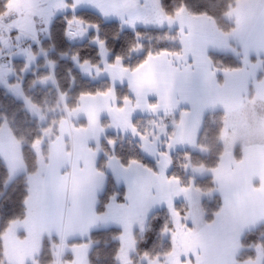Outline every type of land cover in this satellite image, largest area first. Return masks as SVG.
Listing matches in <instances>:
<instances>
[{
	"label": "crops",
	"instance_id": "0c3cea01",
	"mask_svg": "<svg viewBox=\"0 0 264 264\" xmlns=\"http://www.w3.org/2000/svg\"><path fill=\"white\" fill-rule=\"evenodd\" d=\"M70 3L73 11L93 12L106 23L135 24L142 20L136 0H70ZM236 10L240 11L241 15L244 13L245 17H249L246 27L241 26L245 32H241L240 36L219 35L214 31L215 26L209 19L192 18L199 22L196 23V27H200L199 32L192 27L195 24L190 18V24L186 20L187 26L179 29L184 34L180 35V45L183 39L184 46L189 49L187 55L181 53V57H156L149 62L146 69L141 70V74H133L131 70L122 72L121 69L124 67L120 63L106 65L107 56L105 60L102 58V70L89 66L79 67L82 74L91 80H108L112 90L109 91L108 96L96 95L81 98L74 112L61 121L59 134L55 137L49 135L46 138L47 152L45 155L42 154L44 162H39L36 172V175L39 173L40 176L38 183L35 184L36 200L31 201L32 205L30 201L27 203L26 221H30L27 224V243L24 246H18L16 251L14 250L16 247L13 246L17 244L16 242L12 245L13 247L11 246V250H9L11 247L5 248L6 264H30L40 254L44 238H56L64 242L65 248L62 252H67L71 258L64 264H87L90 247L85 244L72 246L68 244L85 240L96 229L98 201L107 187L106 174L98 170L101 156L100 145L104 133L111 130L113 134L135 136L122 122L117 123L116 116H113L114 111H109V108L116 107L117 104L114 87L126 86L128 89L132 100L125 106V111L131 110L128 116L130 123L135 117H153L159 120L161 117L174 116L176 117L175 125L183 119L185 139L182 143L188 141L190 144V147L186 148L197 145V135L207 113L221 111L230 117L229 115L234 114L237 116L247 108V105L259 104L264 107V76L258 79L264 60V0H239L226 14L228 21ZM234 41L240 46L239 55H241L243 67L227 73L217 71L211 75V67L208 63L210 53L233 54ZM211 66L214 67L213 62ZM136 75H141L142 79L150 78L151 82L137 84ZM166 101L172 105L170 110L165 109ZM137 103L140 107H134ZM157 103L159 106L155 110L148 107L149 104ZM182 113L185 114L183 117ZM106 117L114 121L112 122L114 129L111 126L107 129L103 128L102 121ZM90 120L95 122L90 123ZM81 121L85 123L83 131L81 127L72 125ZM229 121L234 119L230 117ZM225 127L226 133L222 137L223 158L216 168L224 184V190L223 193L218 190V185L213 179L216 191L222 204L224 194L232 203V209L225 215L258 217L259 210L264 204V195L261 191L264 190V144L239 145L232 129L229 130L228 125ZM67 142L72 143L71 148L68 147ZM172 142L175 140L173 139ZM233 142L236 143L231 145ZM148 145L154 150L156 157L142 154L144 158L166 159L165 156L160 155L165 153V150L159 152L150 143ZM235 146L241 150L240 161H236L232 154ZM207 153L204 150V155ZM117 171L118 169L110 168V173L106 172L112 179L116 178L115 181L113 180L116 186H124L126 191L125 172L123 170V177L120 180ZM144 171L147 173L146 178H149L147 185L150 188L143 193L144 200L148 199V194L149 201L155 200L156 197L166 199V185L161 182L159 175ZM202 174L194 175L192 180L200 179L198 177L204 178L205 175ZM209 174L213 178L212 171ZM127 198L129 200V197ZM127 198H125L126 201ZM208 198L209 194H199L198 204ZM138 200L136 196L135 201L133 203L129 201L127 207L132 208L133 213L142 214V208H139L142 203ZM189 204L197 205L192 201ZM166 205L158 203L145 210L144 214L149 216ZM261 223H264V220H260L255 226ZM230 224L232 228V223Z\"/></svg>",
	"mask_w": 264,
	"mask_h": 264
},
{
	"label": "rangeland",
	"instance_id": "374dc122",
	"mask_svg": "<svg viewBox=\"0 0 264 264\" xmlns=\"http://www.w3.org/2000/svg\"><path fill=\"white\" fill-rule=\"evenodd\" d=\"M0 2H4V7L6 9V13L2 17H0V86L3 89H5L7 93H9L12 97H14L16 100L22 103L27 114H29L33 120H36L40 125L45 126L46 123L48 122V119H46V115L48 114V112L43 111L42 108L33 105L32 101L27 96L28 91L34 90L35 86H41L42 88H45L47 86L52 85L56 87V83L54 81V76H53V69H52L53 67L51 63L48 61V56H47L48 51L43 49V46L40 45L41 39L49 36V28L55 19L61 18L67 14L75 15L77 13L80 14L81 12H89V11H80V10H78L77 12L73 11V9L71 8L72 6H70L71 5L70 0H0ZM136 5H138V9L142 16V20L139 23H135V24L126 23V22L124 23L108 22V23H119L122 30H134L137 28L167 29L170 32L175 33V37H177V39H175L174 41L180 47V52H181V45H180L181 32L179 29L180 27L182 28V26L184 27L187 26L188 22L186 20H188L190 24V18H191V22L195 24V25L191 24L192 27L196 30L198 29L199 32H200V27L199 28L196 27V23L199 22L193 20L192 18H196V17L207 18L214 24L215 26L214 31L217 32L219 35L228 36L231 34L232 36L235 37L237 35L240 36L241 32H245V29L241 28V26L246 27V22L249 19L248 16L245 17L244 13L241 15V12L237 10L233 13V15H231L230 21L226 19L227 17L225 15L224 16L225 20L229 24H231L233 28L229 31V33L224 34L221 32L220 29H218L217 25L212 19L205 16H191L186 10H184L179 16H176V14L171 16L172 17L171 21L165 19V16L167 15L164 14L163 11L161 10V6L158 0H136ZM8 19L15 20L13 23V27L18 33H12L11 35H9L10 31L9 29H7V31H4L3 34L4 36L2 37L1 33L3 32V29H6L3 27V25ZM70 33H75V35H69ZM86 33L87 32L81 30L79 20L74 19L67 23V29L65 35L70 41L72 42L80 41L81 43V41L87 38ZM137 40L139 42L138 45L142 46L144 44V39L141 36H138ZM100 42L101 41H99L97 38H94L90 41V44L94 45L98 49L100 56V65L98 67H93L91 65L88 66L91 68H99L100 70H102V58L105 60L107 56L106 65H110V64L108 63L109 53L105 49L104 44H101ZM236 43H237L236 41L232 43L233 46L232 55L237 56L236 58H241V55H239L241 53V49L239 48L240 46H238ZM237 48H239L240 53L236 50ZM142 53H143L142 47L140 48L136 47V49L133 52L134 56L136 57L140 56ZM39 58H42L44 62L41 64L38 63ZM73 60L76 62V59ZM119 63L122 65L123 61H120ZM114 64H116V61ZM76 67L78 68V65ZM41 69L42 70L46 69L48 71V75H46L42 71L40 73V76L37 78L38 82L32 81V79H28V83L26 84L24 83L25 77L27 75L35 74ZM44 77H47V79H44L43 82H41V78ZM111 90L112 88L109 91ZM113 91L115 92V88L113 89ZM116 103L118 102L116 101ZM57 105L59 107L56 106L54 109H50L49 112V114L51 113L56 120L52 119L48 122L49 124L48 128L42 131V139L40 140L41 142L38 145L34 146V150L37 153L38 164L39 162L41 163L44 162L43 160L44 158L42 157V154L45 147L44 144L46 143V138L49 135L50 136L58 135L60 131L61 121L64 120L63 119L64 115L68 116L71 114V113H67L66 98L60 93L57 94ZM116 107H118L117 104ZM62 111H64L65 113L63 116L59 117L58 115L61 114ZM225 115H226L225 126L228 125L229 130L232 129L233 131L232 133L236 136L237 138L236 140L239 145H245L250 143L264 144V107H262L259 104H255L251 106L247 105V108L242 112H240L237 116H235V114L229 115L231 118L234 119V121H229L230 117H228L227 114ZM113 116H116L115 112H113ZM41 117H43V119H41ZM168 117L169 116L161 117V118L165 119ZM161 118L159 120L153 119L151 124H149L148 126L146 125L145 130L147 131L145 134H141L137 130V132H139L141 135H144L146 137L144 141L140 139L139 135L128 137L126 135L116 134L123 138H129L132 142L136 143L138 145L140 154L141 155L143 154L144 156L147 155L148 157H152V158L156 157L154 150L151 149L148 143H150L151 146L157 149L159 152L165 150L164 152L167 153V157L165 160L162 159L149 160L155 165L153 169L147 168L146 166L141 164L139 159H137L139 160L138 161L139 164L134 165V167H131L132 165L122 167L123 164H121L118 159H116L111 155H108L104 151L101 152V154H103L102 157L103 162H105L103 171H108L110 173V168L112 170L118 169L117 174L120 179L123 177V170H124L126 177L125 185L127 189L125 191L124 186L123 187L116 186L114 183L115 181L114 179L116 178L114 177V179H112V177L110 176L112 181L111 186L113 187V189H115L116 193H113L106 199L102 210L98 214V220L95 227L96 229L99 230L109 229L112 227L120 228L121 230H123L125 238H121V242L123 243L125 252L118 259L120 264H130L129 256L132 254V250L134 247L132 234L134 231H143V229L146 227L148 223V218L150 217L151 214H153L156 211L165 209L167 210L168 215L170 217L168 207L164 202L165 198L156 197L155 200L149 201L150 196L148 194V199L145 198L144 200V197L142 196L143 193L150 190V188L147 185L149 178H146L147 173L144 170L151 169L152 170L151 173H156L158 176L159 172L163 169L164 175L168 177L167 175L168 173L171 172L174 164L173 160L171 159V154L179 151H190V152L198 153L200 155H204V150L208 152L206 149L200 147V145L198 144V139H197V145L194 146L193 148H186V147H190L188 141H186V143L176 141V137L173 136L175 132L178 133V130L175 125L176 122L175 118L165 122H162ZM203 121L199 133L202 129V126L204 125ZM112 122L114 123V121H111L110 117L109 118L106 117L102 121L103 128L107 129L109 128V126L112 127L113 125ZM131 124H132V120H131ZM112 129L114 128L112 127ZM225 129L226 127H224L220 137V142L222 146L224 145L222 143V137L223 134L226 133V131L224 132ZM107 133L113 134L111 130H108L104 133V136ZM199 133L197 136H199ZM169 136H173V139L175 140V142H172L171 148L167 147L169 143ZM235 143L236 142H233L231 143V145ZM67 145L69 148H71L72 143L67 142ZM109 147L112 151H114L115 143L109 144ZM237 149H239L240 151L239 159L235 155V151ZM200 150H202V152ZM232 154L236 161H240L241 150L239 147L235 146L232 151ZM143 155L142 157L144 158ZM222 155L220 161L218 162V165L213 169H216L219 166L223 158ZM0 159L6 165L10 178L25 173V166L23 164L21 157V147L19 143L14 140L11 131L9 130L6 124H3L0 127ZM139 168H142L143 170H140ZM202 168L206 171H204ZM210 170L211 169L202 166L200 167L193 166L190 163H188L184 167L185 173L191 179H194L193 178L194 175H198V174L201 175L202 173H203L202 175H205L203 176L204 178L207 176L210 177L209 174ZM106 174L109 175L107 172ZM34 175H36V173L30 175L29 177L30 194L29 197L27 198V203L28 201H30L31 205H32L31 201L36 200V197H34L35 196L34 192L36 187L35 184H37L38 180L40 179L39 173L36 175V177ZM198 178L202 179V177H198ZM180 186H182L181 181H180ZM213 187L214 189L211 190V192L209 191L210 194L209 192L202 193L200 191H197L193 187H190L188 193L172 195V193L176 191V188L166 186L167 197L171 195L173 206L175 203H180V202L188 206V212H189L188 219L187 221H181V222L186 223L187 228L193 229L194 235H189L185 230L177 229L176 227H174L173 226L174 222L170 217L169 222L172 225V230L163 232V237L167 238L168 240L170 239L172 244L171 251H169V253H167L166 255L160 257L158 256L152 258L150 257V255L144 256L142 258V262H144V264H198L196 259L197 256L200 257L199 264H264V253L260 249L256 250L255 257L253 259H250L243 263L237 262V259L242 251L241 241L243 237L246 234L254 230H257L261 226H264V223H261L260 225L255 226L254 228L252 227V229H249V227H247L245 229L242 228L243 230L242 229L236 230L233 229V227L230 228L232 217L229 216L228 214L220 218L213 216L211 221L209 223L207 222L203 203L198 204L199 201L198 197L199 194L200 195L209 194L208 200L205 199L203 200V202H212L215 197H219L216 191L214 181H213ZM120 191L122 192L121 194ZM136 196H138L139 198L138 202L142 203L139 205L140 206L139 208H142L141 209L142 214L133 213L132 208L130 209L129 207L128 209L127 207L129 201L131 203L135 201ZM126 197H129V200L127 198L128 202L125 200ZM121 198L123 199V202L119 201V199ZM153 198H155V196H153ZM156 201H160V202H156ZM190 201H192L193 203H197V205L190 206L189 204ZM158 203H160L161 205H166V207L158 208L156 211L152 212L149 216L148 215L145 216L144 211L154 205H158ZM134 207L137 208L138 206H134ZM26 219L27 218H25V220L22 222H15L11 224L9 229L6 230L3 236V242L4 244H6L5 248L9 249L16 242L17 244L13 245L16 247L14 249L16 251L19 248L18 246H24L27 243V237H26V232L28 230L27 224L30 221H26ZM213 221H216V223H213ZM44 240L45 238L42 239V243ZM58 242L59 243L55 247L56 254L53 258L52 264L65 263V262L61 263L63 254L67 253V252L65 253L62 252V249L65 248L64 242L62 240H58ZM12 247L9 250H11ZM66 247H68V245ZM41 250H42V244L40 247V252ZM193 253H195V255ZM38 256L39 254L31 261L30 264H42V261H40V259L37 258ZM4 263H5V257H4Z\"/></svg>",
	"mask_w": 264,
	"mask_h": 264
},
{
	"label": "trees",
	"instance_id": "16d2710c",
	"mask_svg": "<svg viewBox=\"0 0 264 264\" xmlns=\"http://www.w3.org/2000/svg\"><path fill=\"white\" fill-rule=\"evenodd\" d=\"M161 10L167 16H173L176 11L184 7L191 16H205L212 19L222 33L227 34L233 28L224 16L236 5L239 0H158ZM6 13L4 2H0V17ZM77 19L80 22L81 30L87 32V38L83 41H70L66 35L67 23ZM3 33V32H2ZM1 33V36L3 37ZM18 33L12 31L9 33ZM138 36L144 39L142 45L143 53L136 57L133 52L138 45ZM97 38L103 41L105 49L109 53L108 63H115V57L120 56L123 61V67L131 70L144 60L149 51L153 54L161 50L168 52H180V47L174 41L177 39L174 32L167 29H142L122 30L119 23H104L99 16L91 12H81L80 14H67L53 21L49 28V36L41 39L43 49L48 51V61L52 65L54 81L56 87L35 86L34 90L28 91V98L33 105L47 111L46 119L48 122L55 119L50 112L57 105V94H61L66 98L67 113H73L78 106V102L82 93H91V96H96V93L108 92L112 86L111 83L102 79L99 81L91 80L85 77L79 67L91 65L98 67L100 65V56L97 47L90 44V41ZM239 52V48L236 49ZM240 53V52H239ZM213 65L217 69L237 70L243 67L241 58H236L232 54H217L210 53L209 55ZM76 59V62L73 60ZM43 59L39 58L38 63H43ZM75 62V63H74ZM78 65V68L76 67ZM48 75V71L39 70L35 74H29L25 77V84L28 79L37 81L41 72ZM264 76V60L263 69L260 72L258 79ZM115 93L117 98V106L123 104V98L127 96L132 100L126 86H116ZM25 89V88H24ZM64 111L58 116L64 115ZM67 115H64L66 118ZM176 117L169 116L161 118L162 122L172 120ZM155 120L153 117H136L132 119V124L141 133L145 134V126L151 124ZM56 120V119H55ZM174 120V121H175ZM225 113L210 112L205 115L202 129L198 136V144L206 149L208 154L200 155L190 151H179L171 154V159L174 164L168 177L177 176L180 178L181 185L185 187H193L199 189L200 192L206 193L213 190V180L211 177L192 180L184 171L185 165L190 163L196 167H205L213 169L218 165L223 153V146L220 142V137L225 127ZM40 125L36 120H33L27 114L21 102L12 97L5 89L0 86V127L6 124L11 131V134L16 142L21 147V157L25 166V173L16 177L10 178L8 169L4 162L0 159V264L4 263L5 245L3 236L11 224L22 222L27 215V200L29 197L30 183L29 177L38 170L37 153L34 146L38 145L42 139V131L48 128L49 124ZM75 127H85V123L79 122L73 124ZM52 134V133H51ZM55 137V136H53ZM102 140L100 150L108 155H111L119 160L123 166H128V161L134 159L140 160V163L147 168H154V163L144 159L139 152L138 145L132 142L129 138H123L116 134H105ZM39 140V143L34 141ZM109 141L115 143L114 151L109 147ZM43 153L47 152V143L44 144ZM240 151H235L236 157L239 159ZM103 154H101L98 162V170L105 173L103 162ZM139 159V160H137ZM107 187L104 194L99 198L97 213L99 214L103 208L106 199L116 193L113 189L110 175H107ZM122 192L120 191V194ZM123 202V199H119ZM219 197H215L212 202H203L206 213V220L209 223L216 213L221 208ZM174 207L181 212L183 216L188 212V206L184 203H175ZM167 210L156 211L148 218V223L143 231H134L132 234L133 250L129 256L130 264H144L142 258L144 256L160 257L171 251L172 244L170 239L163 237L165 226L172 230V225L169 222ZM123 230L120 228L96 229L93 230L88 238L83 241L71 242L68 245H89L90 252L87 257L88 264H120L119 257L124 254V246L121 238H125ZM56 238H45L42 243V250L37 258L42 261V264H52L55 256L56 246L58 244ZM241 254L237 262L243 263L255 257L256 250L260 249L264 253V226L246 234L241 241ZM70 256L65 253L62 256V262H69Z\"/></svg>",
	"mask_w": 264,
	"mask_h": 264
},
{
	"label": "snow or ice",
	"instance_id": "6c2138e0",
	"mask_svg": "<svg viewBox=\"0 0 264 264\" xmlns=\"http://www.w3.org/2000/svg\"><path fill=\"white\" fill-rule=\"evenodd\" d=\"M184 11V7L181 6V8H179L176 11V16H179L182 12ZM165 19L171 21L172 17L171 16H165ZM69 35H75V33H70ZM181 35L183 36L184 34L181 32ZM101 44H103V41L100 42ZM135 47L140 48L142 47L141 45H136ZM189 51V49H187L184 46V41L183 39L181 40V52H168L166 49L165 50H161L160 52L153 54L151 51H149L147 53V55L145 56L144 60L141 61L140 64H138L135 68L131 69V72L133 74H141V70L146 69V66L149 65V62L154 60L156 57L159 56H176V57H181V53H183L184 55H187V52ZM115 61L117 64H119V62L121 61V57L120 56H116L115 57ZM195 62V61H194ZM208 63L211 67V75H214L217 71H223L225 73H227L228 71H230L229 69H217L215 67H212V62L211 59L208 58ZM191 67V66H189ZM122 72H128L129 70L127 68H122L121 69ZM44 79H47V77L41 78V82H43ZM136 82L137 84L142 83V82H148L150 83L151 80L149 79H142L141 75H136ZM152 91H155V89H151ZM92 94L91 93H82L81 94V98H84L86 96L90 97ZM97 96H108L109 92H105V93H96ZM157 95L159 96V93H157ZM131 101L129 100V98L127 96H125L123 98V104L119 107H113V108H109L110 112H115L116 113V121L117 123H123V125L127 128H129L133 134L135 135H139L140 139L142 141H144L146 139V137L144 135H141L139 132H137V129L135 127V125L131 124L128 116L130 115V111L128 112L125 111V106L130 104ZM159 106V104H149L148 107L150 109L155 110L157 107ZM172 105H170L167 101L165 102V109L166 110H170ZM134 107H140L139 103H137ZM225 108H227V105H225ZM183 115H185L184 113L181 114V116L183 117ZM41 119H43V117H41ZM94 120H90V123H94ZM176 128L178 129V133H174L173 136L176 137V140L178 142H184L185 136H184V132H183V119H181L180 122L176 123ZM84 129L82 128L81 131H83ZM173 136H169V143L167 145V147L171 148L172 147V141H173ZM39 140L34 141V143H39ZM113 143L112 141H109V144ZM91 151V150H89ZM161 156H165L167 157V153H161ZM139 162L134 160V159H130L128 161V166L131 165H138ZM123 167V165H122ZM148 172H152L151 169H146ZM210 171H212L213 173V179L214 181L217 183L218 185V190H220L223 193L224 190V184L221 180V177L219 176L218 172L216 169H211ZM153 175H157L156 173H152ZM159 179L161 180V182L166 185V186H170L172 188H176V191H174L172 193V195H179L181 193H188L190 190V187H185V186H180V178L177 176H171V177H166L164 175V171L163 169L159 172ZM197 191H200L199 189H196ZM262 191V195H264V190ZM211 192V190H210ZM209 192V194H210ZM127 198V197H126ZM25 200H27V197H25ZM156 202H160V201H156ZM164 202L167 204L168 210H169V214L170 217L172 218L173 222H174V227H176L177 229H181V230H185L189 235H194V231L191 228H187L186 223H182L181 221H187L188 216H189V212H185L184 215H181V212L179 210H177L174 206H173V202H172V198L171 195H169L166 199H164ZM232 209V203L231 201L228 199L227 195L224 194V202L221 205V208L214 213V216L220 218L223 217L227 211ZM260 220H264V204H262L260 210H259V216L258 217H247V216H237V215H233L232 216V227L233 229H242L244 227H254L255 224L257 222H259ZM213 223H216V221H213ZM165 231H171V229H168L167 226H165ZM195 255V253H193ZM197 262L199 264L200 261V257H196Z\"/></svg>",
	"mask_w": 264,
	"mask_h": 264
},
{
	"label": "built area",
	"instance_id": "2783aa9c",
	"mask_svg": "<svg viewBox=\"0 0 264 264\" xmlns=\"http://www.w3.org/2000/svg\"><path fill=\"white\" fill-rule=\"evenodd\" d=\"M14 19H8L5 23H4V25H3V27L4 28H6V29H3V33H2V35L4 34V31H7V29H9V31L10 32H12V31H16L15 29H14V27H13V23H14ZM9 32V33H10ZM4 36V35H3Z\"/></svg>",
	"mask_w": 264,
	"mask_h": 264
}]
</instances>
